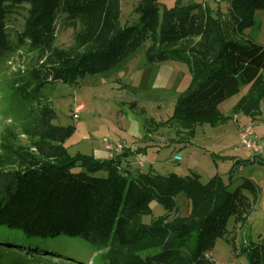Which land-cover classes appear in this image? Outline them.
Returning a JSON list of instances; mask_svg holds the SVG:
<instances>
[{
	"label": "trees",
	"instance_id": "1",
	"mask_svg": "<svg viewBox=\"0 0 264 264\" xmlns=\"http://www.w3.org/2000/svg\"><path fill=\"white\" fill-rule=\"evenodd\" d=\"M120 3L0 0V60L26 44L38 53L37 64L18 77L13 89L27 95L49 82L76 83L88 73L107 71L149 41L151 63L174 60L190 69L191 85L178 97L172 117L190 134L199 124L225 121L219 106L246 85L234 114L253 120L262 115L264 45L245 30L254 26L264 0H229L227 12L181 1L162 9L158 0H141L140 22L133 26L121 24ZM19 8L27 9V16L12 36L8 19ZM60 28L73 31L68 50L57 46ZM54 117V109L40 107L20 125L27 143L14 136L2 139L0 245L31 261L57 258L76 264L99 254L107 264H214L208 252L215 240L226 235L229 218L241 219L249 206L242 190L231 192L219 176L204 184L196 174L133 169L125 164L127 150L105 161L71 155L65 142L75 127L55 125ZM102 172L105 177L98 176ZM245 183L256 190L251 181ZM182 192L191 204L186 217L176 202ZM154 201L167 213L145 223ZM248 249L250 264H262L264 250ZM148 250L157 252L139 255Z\"/></svg>",
	"mask_w": 264,
	"mask_h": 264
},
{
	"label": "rangeland",
	"instance_id": "2",
	"mask_svg": "<svg viewBox=\"0 0 264 264\" xmlns=\"http://www.w3.org/2000/svg\"><path fill=\"white\" fill-rule=\"evenodd\" d=\"M140 1L121 0L122 25L139 24L140 15L136 9ZM158 1L162 9L175 7L178 1L208 6L213 11L227 12L229 8V0ZM26 10L19 8L9 15L12 36H16L15 30L23 29ZM254 17V26L245 30V34L264 45V9H257ZM73 44V31L60 28L57 46L68 50ZM149 45V41L143 42L126 59L107 71L88 73L73 84L49 82L40 90H28L27 95L16 92L13 86L19 81V76L37 64L38 53L26 44L2 58L0 153L4 137L14 136L21 143H27L21 123L37 113L40 107L49 106L55 111V125L75 127L65 142L71 155H91L105 161L107 144L119 143L136 150L135 155H130V161L125 162L133 169L146 173L153 169L160 175L177 174L180 177L196 174L204 184L219 176L231 192L242 190L249 206L241 219L238 215L229 218L226 235L215 240L208 256L214 264H250L248 248L258 246L264 250V151L254 157L253 152L241 147V134L252 130L253 137L264 144V106L262 115L256 120L242 113L234 114L235 106L248 91V86H243L239 93L219 106L220 112L227 117L225 121L199 124L190 134L188 129L172 119L178 97L191 85L190 69L174 60L151 63L148 60ZM10 61L12 65H9ZM77 106L82 110L75 118ZM139 147L141 151H138ZM175 156L181 160H175ZM98 176L105 177L106 174L102 172ZM247 180L255 184L256 190L245 183ZM176 202L178 213L182 217L188 216L191 204L187 195L184 192L177 194ZM151 207L152 213L143 217L145 223L167 213L156 201ZM77 241L91 247L82 239ZM17 252L0 245V264H13L18 258L23 264H69V260L65 262L57 258L46 262L31 261L27 256L19 257ZM156 252L148 250L139 252V255L147 257ZM20 253L24 254L23 251ZM95 258L89 256L85 262L107 264L99 254Z\"/></svg>",
	"mask_w": 264,
	"mask_h": 264
},
{
	"label": "built area",
	"instance_id": "3",
	"mask_svg": "<svg viewBox=\"0 0 264 264\" xmlns=\"http://www.w3.org/2000/svg\"><path fill=\"white\" fill-rule=\"evenodd\" d=\"M12 61L9 62V65H12ZM82 110L81 106H77L74 110V117H78V113ZM241 147L247 151L253 152L254 157L261 155L264 151V144L260 143L256 138L253 137L252 130H247L241 134ZM107 150L109 151V158L116 159L121 156L124 151L129 150L128 146H124L119 143L107 144ZM175 160H181L179 156H175Z\"/></svg>",
	"mask_w": 264,
	"mask_h": 264
},
{
	"label": "crops",
	"instance_id": "4",
	"mask_svg": "<svg viewBox=\"0 0 264 264\" xmlns=\"http://www.w3.org/2000/svg\"><path fill=\"white\" fill-rule=\"evenodd\" d=\"M138 149H139L138 151H141L142 150L140 147ZM106 153H107L106 160H109V153L107 152V150H106ZM125 153L126 154H125L124 158H125V161L128 162V161H130V158H131L130 155H135L136 150H134L133 148H131V149L127 150ZM101 158H103V157H101Z\"/></svg>",
	"mask_w": 264,
	"mask_h": 264
}]
</instances>
